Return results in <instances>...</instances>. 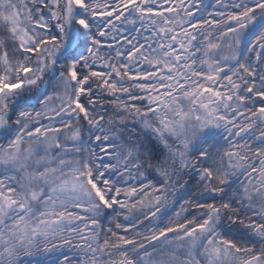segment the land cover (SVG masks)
Masks as SVG:
<instances>
[{
	"label": "snow or ice",
	"instance_id": "6c2138e0",
	"mask_svg": "<svg viewBox=\"0 0 264 264\" xmlns=\"http://www.w3.org/2000/svg\"><path fill=\"white\" fill-rule=\"evenodd\" d=\"M0 264H264V0H0Z\"/></svg>",
	"mask_w": 264,
	"mask_h": 264
},
{
	"label": "rangeland",
	"instance_id": "374dc122",
	"mask_svg": "<svg viewBox=\"0 0 264 264\" xmlns=\"http://www.w3.org/2000/svg\"><path fill=\"white\" fill-rule=\"evenodd\" d=\"M37 259H41V260H43L44 258H43V257H38Z\"/></svg>",
	"mask_w": 264,
	"mask_h": 264
}]
</instances>
